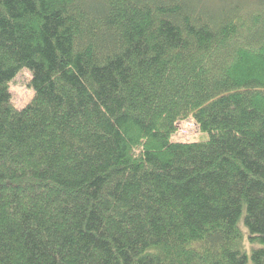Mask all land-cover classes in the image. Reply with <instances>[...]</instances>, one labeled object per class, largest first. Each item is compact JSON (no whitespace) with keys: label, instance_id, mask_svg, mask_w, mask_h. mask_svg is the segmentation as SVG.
<instances>
[{"label":"trees","instance_id":"trees-1","mask_svg":"<svg viewBox=\"0 0 264 264\" xmlns=\"http://www.w3.org/2000/svg\"><path fill=\"white\" fill-rule=\"evenodd\" d=\"M22 68L34 95L16 109ZM187 120L208 138L171 141ZM249 260L264 0H0V264Z\"/></svg>","mask_w":264,"mask_h":264},{"label":"rangeland","instance_id":"rangeland-1","mask_svg":"<svg viewBox=\"0 0 264 264\" xmlns=\"http://www.w3.org/2000/svg\"><path fill=\"white\" fill-rule=\"evenodd\" d=\"M216 2H220L221 0H215ZM229 1V0H228ZM31 72L27 68H22L19 72L16 73L14 78L8 85V89L11 94V100L16 109H21L27 103H29L34 95V90L29 86V82L31 80ZM179 128L177 132L173 133L171 141H204L206 140L207 134H203L198 132L197 126L193 124L191 121H182L178 124ZM238 226H240L244 237L247 236V227L244 226L243 218H241L238 222ZM247 238V237H246ZM244 247L249 248V244L247 240L244 241ZM251 250V249H250ZM248 251V255L251 251ZM247 264H252L251 260L247 262Z\"/></svg>","mask_w":264,"mask_h":264}]
</instances>
